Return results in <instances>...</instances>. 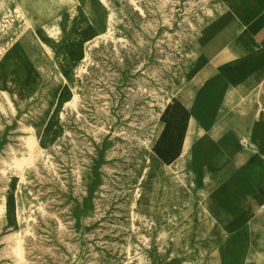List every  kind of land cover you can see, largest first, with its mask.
Instances as JSON below:
<instances>
[{
  "label": "rangeland",
  "instance_id": "1",
  "mask_svg": "<svg viewBox=\"0 0 264 264\" xmlns=\"http://www.w3.org/2000/svg\"><path fill=\"white\" fill-rule=\"evenodd\" d=\"M218 1L93 0L70 30L66 17L41 28L38 67L12 62L11 45L36 37L0 7V264H264V251H196L199 205L240 213L253 193L212 192L225 177L189 174L175 151L174 99L194 86ZM243 102L264 118V85Z\"/></svg>",
  "mask_w": 264,
  "mask_h": 264
},
{
  "label": "crops",
  "instance_id": "2",
  "mask_svg": "<svg viewBox=\"0 0 264 264\" xmlns=\"http://www.w3.org/2000/svg\"><path fill=\"white\" fill-rule=\"evenodd\" d=\"M92 1L0 0V7L8 8L10 16H22L19 28L26 21L36 37L35 43L17 41L11 45L12 62L24 56L36 67L44 65L47 60L43 46L49 40L40 35L41 28L66 17V28L70 30L76 14L82 16L80 10ZM218 5L211 22L202 25L204 33L199 35L195 67L186 73V80L194 86H185L174 99L185 117L183 140L175 151L183 155L187 150L189 174L213 180L225 177L212 192L250 189L253 193L244 205L249 210L240 213L230 202L199 205V229L193 238L196 251L239 249L246 252L244 256L252 257L255 252L250 251H264V221H260L264 163L256 155L259 146L253 140L254 135L264 139V118L253 117L251 105L243 101L264 85V0H219ZM96 15L97 20L102 12ZM242 159L249 160L244 168L238 165ZM249 199L255 200L260 209L255 216ZM240 217L244 218L243 226L237 230Z\"/></svg>",
  "mask_w": 264,
  "mask_h": 264
},
{
  "label": "bare ground",
  "instance_id": "3",
  "mask_svg": "<svg viewBox=\"0 0 264 264\" xmlns=\"http://www.w3.org/2000/svg\"><path fill=\"white\" fill-rule=\"evenodd\" d=\"M30 39V38H29ZM27 40V39H26ZM28 41V40H27ZM34 41V40H33ZM31 43V42H30ZM28 129H30V128H28ZM32 129V128H31ZM32 131V130H31ZM263 182V181H262ZM263 184V183H262ZM248 186H250V185H248ZM247 187V186H246ZM252 189V188H251ZM250 190V189H249ZM242 195H243V193H242ZM242 197V196H241ZM247 197V196H246ZM253 198V197H252ZM239 201V200H238ZM259 201V200H258ZM259 204V203H258ZM249 205H251V208H252V210H253V213H254V216H255V214H258L259 213V211H260V209L257 207V202L255 201V200H253V199H249ZM258 216V215H257ZM250 217V216H249ZM235 249V248H234ZM238 251H239V249H238ZM233 252V251H232ZM243 253H246V252H244V251H242ZM235 256V255H234ZM232 257V256H231ZM247 264V263H246Z\"/></svg>",
  "mask_w": 264,
  "mask_h": 264
},
{
  "label": "built area",
  "instance_id": "4",
  "mask_svg": "<svg viewBox=\"0 0 264 264\" xmlns=\"http://www.w3.org/2000/svg\"><path fill=\"white\" fill-rule=\"evenodd\" d=\"M14 12V11H13ZM15 21H14V23L16 22V21H18L19 23L20 22H22V21H20V19H17V18H13Z\"/></svg>",
  "mask_w": 264,
  "mask_h": 264
}]
</instances>
